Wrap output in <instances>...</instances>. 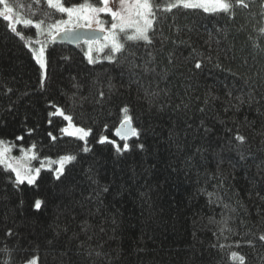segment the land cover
I'll return each instance as SVG.
<instances>
[{
	"label": "trees",
	"instance_id": "1",
	"mask_svg": "<svg viewBox=\"0 0 264 264\" xmlns=\"http://www.w3.org/2000/svg\"><path fill=\"white\" fill-rule=\"evenodd\" d=\"M246 3L234 16L161 13L152 43L127 42L116 62L108 49L90 64L84 45L49 43L43 85L32 52L0 20V140L34 143L37 164L77 157L34 186L0 170V264H239L232 252L264 264V0ZM32 7L35 20L55 11ZM52 105L91 129L89 152L61 132L68 122L49 115ZM124 106L140 135L118 141ZM104 136L130 150L98 143Z\"/></svg>",
	"mask_w": 264,
	"mask_h": 264
},
{
	"label": "snow or ice",
	"instance_id": "2",
	"mask_svg": "<svg viewBox=\"0 0 264 264\" xmlns=\"http://www.w3.org/2000/svg\"><path fill=\"white\" fill-rule=\"evenodd\" d=\"M45 4L47 9H53L54 12L45 10L40 19L35 20L33 17L37 16L40 8H33L32 5L37 6ZM248 8L249 5L246 0H81L75 5H66L64 0H31L27 5H24L20 0H0V20L6 22L7 30L24 41L25 47L32 52L36 63L41 70V85L47 75V59L45 56L46 46L48 43H55L57 37L60 40H67L71 43L79 45L84 43L88 46L87 56L90 64L96 63L97 60L93 58V45H99L95 50L97 52H104V49L109 50L105 56L109 62H116L117 54L125 50V44L129 41L139 42L144 41L148 44L152 43L149 35L154 31V24L161 18V13H171L175 10H202L204 13L223 14L227 16H234L235 9ZM24 9H27V15L24 14ZM14 13H18L14 19ZM58 14V15H57ZM55 16V18H53ZM102 16L111 18L109 27L105 28V21L101 19ZM66 17V18H64ZM17 25L23 28H34L36 30V37L44 36V40L39 38L33 40L31 36L26 37L22 31L18 30ZM264 32V28L261 29ZM123 33V39L120 37ZM100 41L105 43L101 44ZM33 44H38L39 47H33ZM219 65H217L218 67ZM196 69L201 68V63L195 64ZM103 92L100 97L103 98ZM54 112L49 113L50 116L59 115L68 122V126L61 128V132L70 136L76 137L83 141L84 145L81 148L83 152H89L91 149L87 147V137L90 135L91 129H84L73 124V117L66 115L61 108L52 105ZM122 118L119 127L115 129V136L119 137L121 141H127L130 136L139 137L140 132L136 127H133V116L130 114V109L124 106L121 109ZM51 122V121H49ZM52 140H56L55 136L49 133ZM17 140H23V136H18ZM237 141L243 143L245 137L237 135ZM113 144L117 153L122 154L130 150V145L125 142L121 147L120 144L114 140H108L104 136L98 140V143ZM13 147H19L20 156H8ZM143 148V145H139ZM36 145L33 143L31 147L25 150L22 146L15 144L9 145L8 142L0 140V166L2 169L10 171L14 174V184L17 186L25 184L34 186L36 178L39 176L41 168L45 167L43 160L40 161L38 167H32L31 161L38 160V153L35 151ZM76 154H65L60 156L57 160H49L48 167L51 170L52 165H56L55 178L60 179L64 175L65 166L71 164L76 160ZM23 161V163H22ZM107 191V188L104 189ZM42 200H35L34 208L40 210L42 207ZM225 228L227 224L225 222ZM231 231V229H227ZM223 231V229H222ZM11 235V232L8 233ZM264 241V235L259 237ZM239 246V245H237ZM223 247V246H221ZM233 261H239V264H245V258L237 252L231 253ZM26 264H37V258H32Z\"/></svg>",
	"mask_w": 264,
	"mask_h": 264
},
{
	"label": "rangeland",
	"instance_id": "3",
	"mask_svg": "<svg viewBox=\"0 0 264 264\" xmlns=\"http://www.w3.org/2000/svg\"><path fill=\"white\" fill-rule=\"evenodd\" d=\"M110 4H111V0H110ZM16 15H17V13H14V19L16 18ZM101 19L105 21L104 27H105V28L109 27V24H110L111 18H110V17H107V16H102ZM19 26H21V25H17V27H19ZM37 38H39L40 40H44V39H45L44 36H39V37H37ZM37 38L33 37L32 39L35 40V39H37ZM100 43L103 44V43H105V42H104V41H100ZM48 45H49V43L47 44V46H48ZM47 46H46V48H47ZM33 47H39V45H38V44H33ZM92 47H93V52H92L93 58H94L95 60H97V62L100 61V60H102V59L104 58V57H103L104 52H105V50H106L107 48L104 49V52H97L95 49H96L97 47H99V45H93ZM87 49H88V46H87L86 44H84V50H85V53L87 52ZM45 56H46V51H45ZM67 126H68V125H67ZM6 142H8L9 145L15 144V145H17V146H22L25 150H27V149L30 148V147H29V148H28V147H24L23 145H21V144H19V143H17V142H14V141H6ZM35 151H36V150H35ZM7 155H8V156H20L21 153L19 152V147H13V148H12V151H11L10 153H8ZM49 160H56V159H45V160H43L44 163H45V167L41 168L40 173L42 172V170H48V169H49V167L47 166ZM22 163H23V161H22ZM39 165H40V163L37 164V163H36V160L31 161V166H32V167H38ZM55 167H56V165H52V166H51V169L54 171ZM54 172H55V171H54ZM39 175H40V174H39ZM36 179H37V178H36ZM26 183H27V182H26ZM37 264H39L38 259H37Z\"/></svg>",
	"mask_w": 264,
	"mask_h": 264
},
{
	"label": "water",
	"instance_id": "4",
	"mask_svg": "<svg viewBox=\"0 0 264 264\" xmlns=\"http://www.w3.org/2000/svg\"><path fill=\"white\" fill-rule=\"evenodd\" d=\"M52 45H66V46H69V47H73V48H76L80 45H84V43H80L79 45L77 44H74V43H71L70 41H67V40H60L59 37H57V40L55 43H51ZM133 126V125H132ZM115 135V134H114ZM133 136H130L128 140H130ZM115 138L118 140V141H121L119 139V137L115 136Z\"/></svg>",
	"mask_w": 264,
	"mask_h": 264
}]
</instances>
